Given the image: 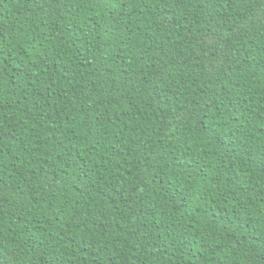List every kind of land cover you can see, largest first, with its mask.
Wrapping results in <instances>:
<instances>
[{"label":"trees","instance_id":"trees-1","mask_svg":"<svg viewBox=\"0 0 264 264\" xmlns=\"http://www.w3.org/2000/svg\"><path fill=\"white\" fill-rule=\"evenodd\" d=\"M0 264H264V0H0Z\"/></svg>","mask_w":264,"mask_h":264}]
</instances>
